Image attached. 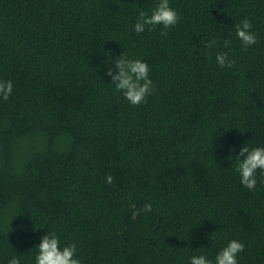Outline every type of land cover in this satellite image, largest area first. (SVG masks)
<instances>
[{
  "label": "trees",
  "instance_id": "16d2710c",
  "mask_svg": "<svg viewBox=\"0 0 264 264\" xmlns=\"http://www.w3.org/2000/svg\"><path fill=\"white\" fill-rule=\"evenodd\" d=\"M158 2L0 0V80L13 83L0 99V264H35L53 231L82 264L215 261L233 239L239 264H264V174L250 191L235 168L243 146L264 147V0H170L181 19L167 36L137 34ZM123 52L151 69L139 106L106 75Z\"/></svg>",
  "mask_w": 264,
  "mask_h": 264
},
{
  "label": "clouds",
  "instance_id": "9594fccd",
  "mask_svg": "<svg viewBox=\"0 0 264 264\" xmlns=\"http://www.w3.org/2000/svg\"><path fill=\"white\" fill-rule=\"evenodd\" d=\"M181 16L170 5V0H159L151 13L141 11L134 24V31L137 34L143 33L146 29L151 31L161 26L160 34L167 36L168 30L180 22ZM236 37L247 48L258 43L257 34L252 31V23L245 18L235 26ZM217 40L211 39L205 45L212 49L217 45ZM231 40L223 42L224 48H229ZM216 62L220 68H232L236 61L232 60L228 52H221L216 55ZM150 67L140 59H132L123 52L114 60V64L107 70L106 75L111 77V84L115 85L116 91L133 105L139 106L147 101V97L154 91V84L150 78ZM13 93L12 81L0 80V99L8 101ZM236 171L239 173L241 184L250 191L256 190L257 172L264 174V147H252L247 144L243 146L236 157ZM106 182L111 185L114 177L107 176ZM264 183V181H261ZM152 204L146 203L139 211H134L132 219H136L139 212H151ZM245 249V245L238 240H231L215 257V261L206 255L192 256L190 264H239L238 256ZM38 254L35 257V264H82L78 259V250L75 244L61 247L57 234L49 232L38 245ZM9 264H20L17 257H13Z\"/></svg>",
  "mask_w": 264,
  "mask_h": 264
}]
</instances>
